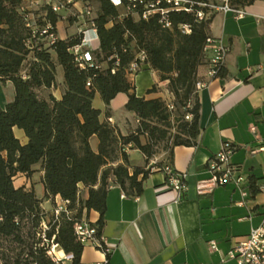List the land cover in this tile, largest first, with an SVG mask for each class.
<instances>
[{
  "label": "trees",
  "instance_id": "16d2710c",
  "mask_svg": "<svg viewBox=\"0 0 264 264\" xmlns=\"http://www.w3.org/2000/svg\"><path fill=\"white\" fill-rule=\"evenodd\" d=\"M96 1L93 20L98 45L92 51V62L79 66L70 48L80 42V34L58 38L52 45L33 34V27L47 23L56 32L60 14L45 3L34 8L26 0H0V81H10L14 88L13 98L0 106V264H61L48 254L51 239L77 264L84 244L74 236L73 220L83 219V211H98L100 217L93 224L100 236L109 178L122 190L137 195L154 165L160 171L163 165L172 166L168 160L148 167L157 142L171 140L170 158L174 146L194 145L200 134L195 86L202 81L197 70L206 64L204 47L212 37L208 30L213 10L197 5L191 11L171 10V26L164 27L157 14L148 19L120 16L122 9L110 0ZM196 1L211 4V0ZM253 1L229 0V4L243 7ZM197 11L203 13L201 19ZM181 25H187L189 32ZM140 53L145 67L157 74V83L147 93L158 92L164 83L171 109L161 97L136 95L128 68L139 61ZM57 65L63 72V93L59 99L51 94L44 98L39 90L55 85ZM222 74L223 67L218 76ZM95 93L106 105L107 118L110 101L125 93L124 107L136 115V128L123 135L115 125L101 120L100 109L92 105ZM14 127L24 131L25 144L15 137ZM143 134L146 142L141 141ZM93 135L98 139L96 151L90 146ZM127 146L143 155L144 165L129 163ZM36 164L43 172L44 197L59 195L67 200L72 220L64 214L54 220L40 206L41 199L33 189L14 186V175L20 172L29 177ZM79 184L88 190L85 199L79 197Z\"/></svg>",
  "mask_w": 264,
  "mask_h": 264
},
{
  "label": "crops",
  "instance_id": "0c3cea01",
  "mask_svg": "<svg viewBox=\"0 0 264 264\" xmlns=\"http://www.w3.org/2000/svg\"><path fill=\"white\" fill-rule=\"evenodd\" d=\"M234 8L242 9L243 16L236 18L233 11L213 10L209 35L221 39L228 46V52L221 76L209 79L206 64L198 67L197 77L207 84L198 90L200 134L197 141L190 146H174L170 158L161 162L170 160L173 169L187 173L181 199L175 200L176 192L163 186L165 177L158 165L151 168L137 195L122 190L109 178L100 236L110 249L104 253L94 243L87 242L77 264L104 261L108 264H236L226 258L227 251L246 238L250 228L264 221V190L259 189L264 185V150L249 151L264 144V0ZM62 22L61 19L56 22L60 39L68 37ZM55 79L54 86L39 90L40 96L61 97L64 84L60 65L56 67ZM130 80L137 96L149 99L166 94L163 88L147 93L157 83L156 72L147 67ZM97 97L101 102L94 105ZM115 100L119 102V111L114 106ZM9 101L0 102V106L4 107ZM125 102L126 94L118 93L107 106L112 124L123 135L129 131L127 122L138 120L133 112L125 109ZM92 105L100 109V119L107 120L106 105L98 93H95ZM251 125L256 127L254 132L249 129ZM13 132L21 144L27 142L22 129L14 127ZM224 140L233 146L231 163L246 179L243 184L248 192L246 197H242L239 188L232 183L213 187L205 183L209 177L208 160ZM90 146L97 150L95 135L90 138ZM125 152L131 165L145 164L137 149L127 146ZM154 163L151 158L147 165ZM33 169L35 171L29 177L16 173L13 184L33 189L36 197L41 199L40 206L50 214L55 202L61 198L59 195L44 197L43 172L39 164ZM78 188L79 197L87 198V188L82 184ZM242 199L244 203L239 204ZM99 217V212L93 209L82 213L83 219L93 223ZM211 240L216 242L215 250L209 247ZM56 249L61 264H72L62 249Z\"/></svg>",
  "mask_w": 264,
  "mask_h": 264
},
{
  "label": "built area",
  "instance_id": "2783aa9c",
  "mask_svg": "<svg viewBox=\"0 0 264 264\" xmlns=\"http://www.w3.org/2000/svg\"><path fill=\"white\" fill-rule=\"evenodd\" d=\"M29 6L37 7L43 3L50 6L53 12L60 14L61 10L68 5H75L81 2L82 5L78 9L77 17L84 19L87 17L84 28H78V34H80V42L73 45L70 48V52L73 54L75 61L79 66H84L86 63L92 62V51L97 47V33L94 25V16L88 6L87 0H26ZM110 2L120 7V16H132L134 18L148 19L150 16L159 15V21L164 27H170L171 23L168 20V12L171 10H185L191 11L195 5L208 6L213 10L233 11L236 18L243 16L244 11L237 9L229 4L228 0H223L220 5L201 3L196 0H110ZM197 17L201 19L203 13L197 11ZM52 25L47 23L42 28L33 27V34L43 36L46 45H52L57 39V33L52 30ZM184 32H189L187 25H181ZM206 54V68L207 76L209 79L216 78L219 70L224 66V61L228 52V46L222 42L221 39L209 37L206 40L204 47ZM139 61L131 62L128 68L129 78H133L135 74L145 67L143 62L144 55L140 53L138 55ZM207 84V81L196 82V90H200ZM165 101L169 109L172 108L171 97L166 92ZM186 119L190 118V115L185 116ZM107 121L112 123V118L108 117ZM251 132H254L256 127L251 125L249 127ZM264 150V144L257 147L250 148V153H256ZM233 151V146L230 141L224 140L221 143L220 149L208 160V172L209 177L205 180V183L209 187L225 185L228 183L234 184L239 188L242 197H246L247 190L243 188V184L246 179L244 175L239 171V168L232 164L230 161V155ZM161 171L164 173L163 186L167 189H171L176 192L175 200L181 199L185 190V180L187 173L179 172L173 169L172 166L163 165ZM259 189L264 190V185H260ZM244 203V199L238 202ZM54 220L61 214H64L66 218L72 220L73 211L68 208V201L60 199L56 201L51 212ZM42 230L47 229L46 222L41 224ZM73 233L76 240L85 244L92 242L102 252L107 253L110 249L103 236H97L96 227L93 222L87 219H75L73 220ZM44 237V234H42ZM211 250L216 249V242L211 240L208 242ZM57 244L50 240L48 254L52 257L55 263L60 261L55 249ZM70 257V255H67ZM226 258L234 260L236 264H264V221L255 227L250 228V231L246 238L240 240L226 253ZM106 261L100 263L105 264Z\"/></svg>",
  "mask_w": 264,
  "mask_h": 264
},
{
  "label": "rangeland",
  "instance_id": "374dc122",
  "mask_svg": "<svg viewBox=\"0 0 264 264\" xmlns=\"http://www.w3.org/2000/svg\"><path fill=\"white\" fill-rule=\"evenodd\" d=\"M87 3H88L89 8L92 11V15L96 16L97 1L96 0H87ZM222 3H223V0H211V4H214V5H220ZM81 5H82L81 2L76 3L75 5H68L64 9H62L60 12V19L63 21L62 22L63 23L62 29H64L65 32L68 34L67 36L78 34V28H84L85 27V22H86L87 17H85L84 19L77 17V14H78L77 12H78V9L81 7ZM34 8H36V7H34ZM210 9H212V8H210ZM165 86L166 85L164 83H160L159 89L165 88ZM13 96H14V88H13L12 83L8 82L6 85H4L3 83H0V102L3 103L4 101L11 100L13 98ZM161 98L163 100H165L166 94L164 93ZM98 102H101V101H99V99L97 97L93 101V104L97 105ZM192 102H193V98L191 101V105H192ZM118 103H119L118 100L114 101V106L117 108V111L121 110L120 108H118ZM189 119L185 118V120H189ZM128 123H129V131L128 132H131L136 128V126L138 124V120L137 121L133 120V122L128 121L127 124ZM132 125L134 127H132ZM140 138H141L142 142L147 141L145 134L141 135ZM170 145H171V140H168V141L162 140V141L157 142L156 145H154V147H153L154 155L151 158L154 159L156 163L162 162V160L167 158ZM151 165H149L148 167H151Z\"/></svg>",
  "mask_w": 264,
  "mask_h": 264
},
{
  "label": "bare ground",
  "instance_id": "6f19581e",
  "mask_svg": "<svg viewBox=\"0 0 264 264\" xmlns=\"http://www.w3.org/2000/svg\"><path fill=\"white\" fill-rule=\"evenodd\" d=\"M55 250H57V249H55ZM56 252V251H55Z\"/></svg>",
  "mask_w": 264,
  "mask_h": 264
}]
</instances>
